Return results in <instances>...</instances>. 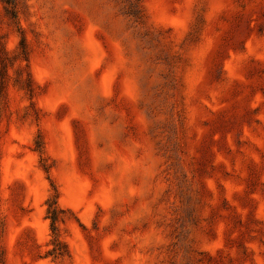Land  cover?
<instances>
[{"label": "rangeland", "instance_id": "374dc122", "mask_svg": "<svg viewBox=\"0 0 264 264\" xmlns=\"http://www.w3.org/2000/svg\"><path fill=\"white\" fill-rule=\"evenodd\" d=\"M9 2L0 264H264V0Z\"/></svg>", "mask_w": 264, "mask_h": 264}, {"label": "trees", "instance_id": "16d2710c", "mask_svg": "<svg viewBox=\"0 0 264 264\" xmlns=\"http://www.w3.org/2000/svg\"><path fill=\"white\" fill-rule=\"evenodd\" d=\"M7 4L8 3H10L9 2V0H4ZM54 204H56V206L53 208V210H51V212H52V223H53V226L56 224V222H57V218L54 216L55 215V212H56V209L58 208V206H57V203H54ZM51 212L49 211V214H51Z\"/></svg>", "mask_w": 264, "mask_h": 264}]
</instances>
